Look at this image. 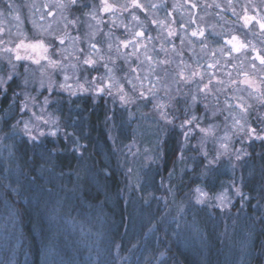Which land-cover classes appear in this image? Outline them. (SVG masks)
Returning <instances> with one entry per match:
<instances>
[{"label":"rangeland","instance_id":"1","mask_svg":"<svg viewBox=\"0 0 264 264\" xmlns=\"http://www.w3.org/2000/svg\"><path fill=\"white\" fill-rule=\"evenodd\" d=\"M140 3L147 12L132 9L130 0H109L116 9L112 13L100 11L101 0H78L77 5H71L69 0H0V80L6 89L0 90V106L8 95L5 109L12 117L10 131L0 132V177H5L6 187L15 193L20 191L22 180L27 182L16 155L17 144L36 147L49 138H61L70 145V150L82 156L90 127L85 126L82 121L85 116L81 115L89 110L88 103L102 104L106 106L104 120L111 147V152H103L102 156L107 162L109 156L115 158L120 164L119 171L125 168L124 179L128 195L131 194L125 197V206L132 195L135 197L133 208L125 209L126 222H133L136 234L131 243L127 232L119 231L116 198L111 196L109 200L113 202L112 208L104 206L105 198L98 203L88 200L89 197L86 200L84 184L91 183L105 192L100 175L95 174L90 163H84L71 178L66 175L63 179L56 178L50 168L40 164L37 176L27 178L29 182L25 185L34 193L28 192L31 207L44 209L49 247H45L43 264H144L143 257L146 259L156 251L153 264H165L168 254L159 248V243L165 241L169 244L177 241L183 253L191 249L192 255L202 259L208 247L205 229L197 224L200 219L211 228L216 224L215 234L221 248V252L216 250L217 264H252L254 222L249 220L252 213H248V207L252 206L254 220L258 212L264 220V205L261 211L262 201L258 198L250 204L253 193L245 182L256 172L264 174L260 172L263 170L260 162L255 161L256 155H263L264 139H250L246 132L234 127V119L244 124L246 130L256 128V135L264 137L261 122L264 66L253 61L250 50L225 56L228 47L223 37L231 38L234 34L245 43L255 44L264 54V36L258 25L244 28L240 19L245 10L250 15H264V0H140ZM193 3L196 8L191 7ZM152 4L164 7L152 8ZM94 9L96 19L92 17ZM97 20L101 23L97 24ZM152 20L164 21L168 27H158ZM169 28L175 32L171 37ZM196 28L204 30V38L190 35ZM140 30L152 38L141 40L147 44L150 61L145 59L143 48L136 56L127 55L133 52L132 47H120L117 51L119 41L133 39ZM58 37L64 40L63 44ZM21 41L25 44L43 41L48 49L44 54L59 64L52 67L43 59L40 64L28 59L17 61V45ZM90 44H96L97 51L93 52ZM202 44L206 45L203 49ZM18 51L21 56L38 55L23 47ZM89 58L96 61L94 67L83 63ZM13 65L18 76L9 81ZM108 69L114 79L109 78ZM193 71L198 73L196 77H191ZM244 73L254 87L243 82ZM25 79L29 81L27 85ZM108 83L115 86L110 90L105 87L104 93L95 91L96 86ZM64 84L70 88L60 87ZM78 85H83L86 91ZM204 85L208 88L204 89ZM119 86L132 102L122 103ZM241 104L247 111L239 107ZM188 120H192L191 125L186 123ZM23 121L28 122L31 135L24 131ZM53 132L56 134L51 135ZM172 132L179 138V161L163 182L156 179L157 169ZM240 150H243L241 159L237 160ZM185 170L197 182L188 187L186 200L176 196L177 184L173 185V180ZM218 174H227L229 178H222L213 194L202 184L217 182ZM50 176L55 179L52 183ZM6 177L11 180L8 182ZM197 188L207 193L203 203H197ZM236 188L244 194L243 199L236 194ZM225 191L230 203L221 207L216 197ZM3 192L0 190V258L5 259L2 253L5 251L6 258L7 253L12 255L9 264H16L22 244L27 243L20 215L11 202L4 201ZM97 199L100 196L96 193ZM144 225L146 229L139 232ZM162 225L168 234L161 237ZM116 232L120 234L115 237ZM136 239L140 240L139 248ZM79 255L83 256L81 261Z\"/></svg>","mask_w":264,"mask_h":264},{"label":"trees","instance_id":"2","mask_svg":"<svg viewBox=\"0 0 264 264\" xmlns=\"http://www.w3.org/2000/svg\"><path fill=\"white\" fill-rule=\"evenodd\" d=\"M9 97L4 99L3 104L0 106V132H7L10 125H12L11 122V115L10 113L6 112L5 105L6 101H8ZM88 108L86 113L82 114L81 116H85V118H82V121H84L85 126L90 127V137L86 140V147H83V154L82 156L79 155L75 150H70V145L66 144L62 139L54 140L52 138H49L45 140V144H38L35 146H32L30 144H17L19 145L16 150V155L20 157V161L22 163V170L24 174V178H31L33 176H37V170L38 166L45 165L49 169L50 173H54L56 178H66L63 176H68L71 178L72 174L75 172H79L78 169L83 167L84 163H90V167L92 166V170L95 171L96 175H100V181L103 183V187L105 192L98 191L97 188L91 183L84 184V189L87 192L86 200H91L95 203L101 202L102 198L104 199V206L107 208H112V203H110V198L115 199L117 209H119V213L116 212V218L120 221L119 223L120 229L122 232H127V238H130V241L132 243L133 240H131L135 234L136 229L132 227L133 222H126V215H125V209H131V203L135 201L134 195H132L129 199L128 204L125 206L126 199L125 197L130 196L128 195V184L125 181V168L118 170L120 167V164L117 163V161H114L115 158L110 157L108 158V162L104 159V156H102L103 152L107 153V151L111 152V147L108 140V131L106 128L105 123V116H106V106H102V104L93 106L92 103H88ZM84 126V127H85ZM102 141L106 144H102ZM179 151H180V144H179V138L178 135L175 132H172L169 138L167 139L166 144L164 145L163 150V156L161 157L160 166L159 169H157V176L156 179H161L163 182L167 180L168 177L172 175V172L174 171V168H176L177 163L179 161ZM261 159V161H260ZM254 161V160H253ZM255 161L257 163L260 162V165L262 166L261 173H264V152L263 155L260 157L259 155L255 156ZM41 167V166H39ZM46 170V169H45ZM107 172V174H105ZM176 173V171H175ZM224 175H219L217 177V182L215 180H212L211 182H205L201 183L202 185L206 186L210 192L213 194L219 189V186H217V183H220V180L225 179L227 180L229 177ZM104 176V177H103ZM4 176L0 177V190L3 192V199L6 202H11V204L14 205V208L20 215V223L21 227L23 229L25 242L27 244H22L20 251H19V258L15 260L16 264H43L44 260V250L45 247L48 246L46 243V228L44 230L38 229V225H40L43 222H39L44 220L42 217L43 215L40 213H43V210H41L40 207L38 208H32L30 204V197L34 193L31 188L26 187L25 183L29 182V179H25L22 185H20V191L17 193L13 192L9 187H6L4 183ZM7 178V177H6ZM13 179V178H12ZM59 179V180H60ZM11 180L10 177L7 178V181L9 182ZM55 180L53 176H50V183ZM71 180V179H70ZM69 181V180H68ZM246 181V179H245ZM4 183V184H3ZM71 184V181L68 182ZM65 186H67L66 183H64ZM177 184L176 190L174 191L177 197H181L184 200H186V191L189 190L188 187H190L191 184H197V182L194 180V176L191 172L185 170L181 175H177V178L173 180V185ZM246 188L253 193V198L250 200L251 202L255 201L254 199L258 198L261 199V208L264 205V174L259 175V172H256L251 179H248V182H245ZM216 185V186H215ZM90 188V192L89 191ZM62 191V189L60 190ZM165 191V190H164ZM31 194H29V193ZM33 193V194H32ZM98 194L100 196V199L95 200V194ZM162 193V192H161ZM106 194V195H105ZM164 195L167 194L166 192L163 193ZM36 196V195H34ZM37 197V196H36ZM151 204L153 200H148ZM165 202V201H164ZM0 204V210L1 209ZM130 207V208H129ZM249 212L252 213V215L249 220L250 222H254V240L252 241V252H254V259L252 260V264H264V220L261 216L262 213L258 212V217L254 220V213L252 206H249ZM151 209V208H150ZM55 211V210H54ZM63 212L65 210H62ZM1 216V211H0ZM195 219V218H194ZM201 222L197 223L199 226H201L203 229H205L206 234V245H207V253L203 255V258H198L196 255H192L191 249H189L187 252L183 253L181 248L179 247V244L177 241L174 243L171 242L170 244L165 241V243H159V248L164 250L165 253H167V258L165 260V264H217L218 260V254L216 250L221 252L220 248V241L218 240V236L215 234V226L211 228L210 225H207L206 222H204L203 219H200ZM131 223V225H130ZM145 226V225H144ZM162 231L161 237L168 234L165 232V227L162 225ZM146 229L145 227H142L139 229V232ZM173 231V230H172ZM120 232L114 233L115 237L118 236ZM140 237V234L137 236ZM140 239V238H139ZM136 242V244L140 245V240ZM63 240V239H62ZM62 243V242H61ZM169 245H168V244ZM205 245V247H206ZM130 246V244H129ZM126 245L125 247H129ZM49 247V246H48ZM124 247V249H125ZM215 249H214V248ZM51 248V247H50ZM126 251V250H123ZM4 255V260H1L0 258V264H9L10 262V256H12L10 253H7V257L5 256V251H2ZM156 252H152L147 258L144 259V264H153V259L157 258ZM10 254V255H9ZM70 255V254H69ZM80 261L83 259L81 255ZM142 257V256H141ZM150 258V259H149ZM220 258V257H219ZM149 259V260H148ZM148 260V261H147ZM79 261V262H80Z\"/></svg>","mask_w":264,"mask_h":264},{"label":"snow or ice","instance_id":"3","mask_svg":"<svg viewBox=\"0 0 264 264\" xmlns=\"http://www.w3.org/2000/svg\"><path fill=\"white\" fill-rule=\"evenodd\" d=\"M69 3L71 5H77L78 0H69ZM60 7H64V5H59ZM130 7L132 9H140L144 12H147V8L144 7L143 4L140 3V0H130ZM150 7L152 8H158V7H164L163 4H152L150 5ZM192 8H196V4H192L191 5ZM217 7H219V5H217ZM101 12L103 13H112L114 11H116V9L113 8L112 5L109 4V0H101ZM257 12H259V10H256ZM233 14L235 15V11L233 10ZM92 17L93 19H96V15H95V9L92 12ZM134 20H139L138 17L133 16ZM240 19L242 20V26L244 28H250L253 24L258 25L260 34L262 36H264V15H250L247 13V10H245V14L240 17ZM72 23H75V21H72ZM101 21L97 20V24H100ZM152 24H156L158 27H168L167 25H165L164 21H158V20H152L151 21ZM175 34L174 30L170 29L168 30V36L171 37ZM190 35L192 37H199V38H204L205 37V32L202 29L196 28L194 30L191 31ZM146 37V33L143 30L137 31L134 33V38L130 39V40H123V41H119L117 44V51L119 52L120 47H123L124 49H128L129 47H132L134 50L133 52H131L130 54H127L129 56H136L138 54V50L143 48L144 49V55H145V59L146 60H151L152 58L150 56L147 55V44L141 43V40L144 39ZM149 41L152 39L151 36H147L146 37ZM60 42V44L64 43V40L62 38H57ZM224 44L228 47V55L231 56L233 52L239 54L242 53L244 51H248L250 50L254 55H253V61H259L261 66H264V54H261V50L259 48L256 47L255 44H249V43H245L243 42L238 36H231V38H227L224 40ZM206 45L202 44V49L203 47H205ZM26 48V49H31L33 53H37L38 55L36 56H32V55H27V56H21L19 54V48ZM89 47L92 49L93 52L97 51V45L96 44H90ZM109 48L112 47L111 44L108 45ZM173 48H175V45H173ZM47 46L44 44L43 41H37L35 43H30V44H25L23 41L20 42V44L17 45V53H16V60H22V59H28V60H33L34 63L36 64H40L41 59L43 60H47L48 64L52 67H56L59 62L58 61H53L51 60L47 55H45L44 53L47 52ZM7 51H12V49H7ZM221 54H224V49L221 48L220 49ZM213 55H215V53H213ZM103 57H101L102 59ZM84 64L89 65V66H93L95 65L96 61L92 60V59H85L83 61ZM213 65H210V67H212ZM13 67V76L9 77V81L13 78H16L18 76V73H15V65L12 66ZM105 67L107 68V65H105ZM252 67L255 68V63L252 64ZM25 71H28V69H25ZM108 75L110 79H114V77L111 76V69H108ZM198 75L197 72L193 71L191 74V77H196ZM245 79H244V83L245 84H249L250 86H255L253 84L252 81H250L248 79V74L244 73L243 74ZM181 76L183 77V74L181 73ZM190 77V78H191ZM68 77H65V80H67ZM104 77H101V80H103ZM3 80H0V90H5L3 89ZM29 83V81L27 79L24 80V84L27 85ZM128 83H131V81H128ZM41 86H44V81H41ZM115 86L113 83H108L107 85L104 86H96L95 91L97 93H104L105 92V87H107L109 90ZM48 87L51 88L52 85L51 83H48ZM60 87L63 88H70L69 85L64 84L61 85ZM78 88H80V90H84L83 89V85H78ZM120 91H121V96H120V100L122 101V103L127 104L132 102L131 98L126 97L125 94H123V90H122V86H119ZM208 85H204V89H207ZM203 91V89H202ZM140 95L143 97V93H140ZM195 100V98H193ZM45 103H47V100H45ZM24 107L26 108L27 105L25 104ZM159 107H163V105H159ZM239 107L243 110V111H247V109L244 108V105H239ZM163 115V113H162ZM213 115H215V113H213ZM196 119L195 117H192V120ZM192 120H188L186 121L187 124L191 125ZM261 122L264 123V118L261 119ZM24 123V131L26 133H28L29 135H31L30 129H29V124L27 121H23ZM247 123V122H245ZM198 126V125H197ZM234 127L238 128L240 132H246V134L249 136L250 139L254 138V139H264V137H261L259 135H256V128H252V127H248L247 130L245 129V125L244 124H240L239 120H235L234 119ZM202 132L204 131H208L210 133V129L205 130V129H201ZM56 133L53 132L51 133V135H55ZM40 135H44V133H40ZM35 139V138H34ZM222 147L226 148V145H222ZM243 152V150H240V152H238L236 154V159L240 160L241 159V153ZM205 155H207V153H205ZM244 155H247L246 153H244ZM214 163V161H209V164ZM196 192L199 194L197 196V203H203L204 198L207 196V193L202 192L199 188L196 189ZM235 192L237 195L241 196V198H244V194L240 192L239 188L235 189ZM216 199L218 201H220V205L221 207H223L225 205V203H230V201L228 200L227 197V192H223L220 193L219 195H217Z\"/></svg>","mask_w":264,"mask_h":264},{"label":"bare ground","instance_id":"4","mask_svg":"<svg viewBox=\"0 0 264 264\" xmlns=\"http://www.w3.org/2000/svg\"><path fill=\"white\" fill-rule=\"evenodd\" d=\"M40 214H43L44 215V213H40ZM43 218H44V220H42V221H39V222H43V223H41L40 225H38V229H43L44 230V228H45V215L44 216H42Z\"/></svg>","mask_w":264,"mask_h":264},{"label":"flooded vegetation","instance_id":"5","mask_svg":"<svg viewBox=\"0 0 264 264\" xmlns=\"http://www.w3.org/2000/svg\"><path fill=\"white\" fill-rule=\"evenodd\" d=\"M220 10H223V8L219 7ZM223 24L225 25V22H223ZM234 35V34H232ZM239 35V34H238ZM224 40H225V36L223 37V43H224ZM225 56H229L228 54H225Z\"/></svg>","mask_w":264,"mask_h":264}]
</instances>
